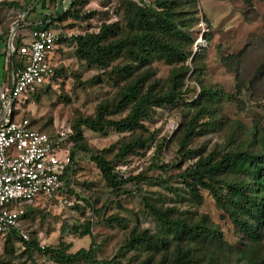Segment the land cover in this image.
I'll return each instance as SVG.
<instances>
[{
  "label": "rangeland",
  "instance_id": "374dc122",
  "mask_svg": "<svg viewBox=\"0 0 264 264\" xmlns=\"http://www.w3.org/2000/svg\"><path fill=\"white\" fill-rule=\"evenodd\" d=\"M7 1L18 2L26 11L9 9L0 0V87L13 78L10 40L27 42L32 28L43 27V21L51 18V29L66 38L56 45L52 62L58 84L30 96L25 114L38 129L53 134L64 126L72 135L75 120L94 117L100 104L117 101L125 83L112 70L129 60L121 55L104 67L88 65L77 59L76 47L69 38L97 34L103 25L113 24L118 28L114 39L123 38L129 30L131 0ZM179 12L191 38L182 46L186 60L170 64L155 59L150 82H156L157 89L166 93L175 85L173 70L184 66L183 78H176L181 99L156 108L150 119L142 122L143 130L119 133L106 129L99 133L82 127L86 151L73 150L74 165L63 178L61 189L50 198H39L21 221L29 240L39 247L65 243L71 244L69 252L75 253L80 248L88 249L93 240L97 264H145L153 256L158 260L159 255L153 248L134 243L131 237L146 234L167 241L162 258L170 259L176 247L189 251L194 264H244L250 257L264 264V222L259 241L250 244L208 191L199 189L197 200L181 178L200 159L213 156L218 160L229 152L260 151L253 132L258 139L264 136V0H251L250 4L243 0H185ZM57 15L64 17L56 20ZM202 88L213 92L215 99L203 96L200 108H189ZM126 114L124 111L107 118L117 121ZM189 129L194 134H188ZM136 139L147 145L124 162H116L120 146ZM97 155L111 162L122 179L138 177L139 184L138 180L129 181L122 193H113L92 161ZM161 163L167 166L165 173L158 168ZM145 178L157 179L159 184L149 186ZM214 179L215 189L223 196L235 177L224 173ZM137 187L142 189L141 199L135 194ZM104 204L103 222L91 229V239L79 238L74 225L85 222L92 208ZM151 208L171 220H204L219 235V241L177 245ZM23 247L16 236L0 237V264H54L42 253L34 249L27 252ZM211 251L215 257L209 263Z\"/></svg>",
  "mask_w": 264,
  "mask_h": 264
},
{
  "label": "trees",
  "instance_id": "16d2710c",
  "mask_svg": "<svg viewBox=\"0 0 264 264\" xmlns=\"http://www.w3.org/2000/svg\"><path fill=\"white\" fill-rule=\"evenodd\" d=\"M182 1L185 0L129 1L130 4L127 12L129 30L121 39H114L118 34V28L115 24L103 25L97 34L87 33L69 38L76 47L77 59L84 61L88 65L104 67L110 60L121 55L127 58L129 63L120 68L115 67L112 70L114 75L125 83L120 90L117 101L111 104H100L96 109L94 117L80 118L73 122V133L68 138V142L73 144L70 145L72 149L69 148L70 162L60 176L61 186L57 192L62 187L63 178L69 174L71 167L74 165L73 150L86 151L83 143L82 127L99 133L104 132L106 129H114L119 133L143 130L142 122L150 119L156 108H161L164 105H173L177 100L181 99L180 93L177 92L178 85L176 78L180 79V76L181 79L183 78L182 68L186 73L184 66H181L176 71L173 70L175 85L166 93L162 94L157 89V83L150 82V78L152 76L151 65L155 59H164L170 64L184 63L186 60L182 46L184 43L191 42V38L187 32L188 26L185 24V20L179 12ZM243 1L246 4L251 3V0ZM4 4L7 8L20 13L26 11L23 5L15 1L9 2L4 0ZM64 14L66 15L65 12ZM63 17L62 15H57L56 20H62ZM52 23V19L47 18L43 21L42 25L45 29L52 30ZM65 39V37L58 35L55 47ZM21 44L22 42L19 39L13 41L15 52ZM55 50L56 48L53 50V55L50 60L51 64ZM51 66L53 70L51 84L43 87L41 92L48 91L58 84L56 80L57 71L53 65ZM20 67L21 62L16 53H14L12 56L13 72ZM203 96L204 98L215 99L213 92L202 88L198 97L188 107L200 108V100ZM183 104L186 106L185 103ZM124 111H127V114L120 120L115 121L107 118L108 116ZM23 116L28 117L25 113ZM31 125L39 132L54 138L55 132L51 134L36 128L35 122L32 120ZM190 130L188 134H194V131ZM253 137L254 142L259 146V153L252 154L243 151L229 152L218 160L213 156H209L205 159H200L193 168L187 170L184 176H181L182 181L186 184L195 199L200 200V196L198 195L199 189L208 191L216 202L217 207L224 210L233 224L243 232L250 244H255L259 241V230L264 222V136L258 139L257 133L254 131ZM146 145V142L140 139L123 143L118 150L116 162H124L127 156ZM156 158L157 154L154 156L155 160ZM92 161L99 170L103 181L113 193H122L123 185L129 181L138 180L136 184L139 182L138 177L129 178L128 180L122 179L114 171L112 163L106 161L100 155L93 157ZM158 168L164 173L167 171V166L163 163ZM224 173L232 174L235 180L231 183L232 185H227L228 193L222 196L220 195V191L218 192L215 189L213 181L216 176ZM144 183L153 186L159 184V181L153 178H145ZM135 194L141 199L143 194L142 189L137 187ZM30 207L31 205L24 206L23 218ZM106 209L107 204L96 209L92 208V214L85 222L79 223L78 226L74 225V230L79 238L89 237L91 239V229L103 222V215ZM151 211L157 221L171 231L170 234H172L173 240L178 241L177 245L182 242H186L190 246L196 244V242L198 245H204L207 241L211 243L219 241V235L209 228L204 220L194 223H189L183 219L171 220L160 210L151 208ZM7 235L16 236L22 240L15 230L5 235H0V237ZM131 241L138 245L153 248L155 253L159 255L158 260H154L156 256H153L145 264H194L192 257L189 256V251L184 250L182 252L179 248L176 249V247L170 259L166 257L162 258V250L166 251L168 249L167 241L162 240V238L148 237L146 234H140L132 236ZM23 244L27 252L34 249L45 255L54 264L98 263L95 260L96 246L93 240L88 249L80 248L75 253L69 252L72 248L71 244L60 243L53 248H41L38 244L30 240L27 243L23 242ZM214 257L215 253L211 251L209 254V263L214 262ZM106 264L112 263L107 262ZM244 264L259 263L250 257Z\"/></svg>",
  "mask_w": 264,
  "mask_h": 264
},
{
  "label": "built area",
  "instance_id": "2783aa9c",
  "mask_svg": "<svg viewBox=\"0 0 264 264\" xmlns=\"http://www.w3.org/2000/svg\"><path fill=\"white\" fill-rule=\"evenodd\" d=\"M57 36L52 30L34 27L16 52L12 43L10 55L16 53L21 67L8 85L0 87V235L15 230L24 243L29 241L21 226L24 206L54 196L70 162L68 127L59 126L51 138L23 116L30 96L51 84L50 60Z\"/></svg>",
  "mask_w": 264,
  "mask_h": 264
},
{
  "label": "water",
  "instance_id": "95a60500",
  "mask_svg": "<svg viewBox=\"0 0 264 264\" xmlns=\"http://www.w3.org/2000/svg\"><path fill=\"white\" fill-rule=\"evenodd\" d=\"M11 44H12V39L10 40V45H11ZM10 45H9V46H10Z\"/></svg>",
  "mask_w": 264,
  "mask_h": 264
}]
</instances>
